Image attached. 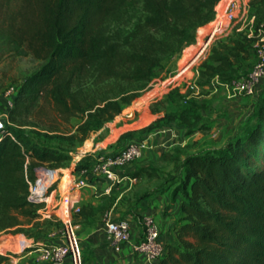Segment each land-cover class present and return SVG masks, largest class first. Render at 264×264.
<instances>
[{"label": "trees", "instance_id": "obj_1", "mask_svg": "<svg viewBox=\"0 0 264 264\" xmlns=\"http://www.w3.org/2000/svg\"><path fill=\"white\" fill-rule=\"evenodd\" d=\"M15 1L14 11L0 17V32L13 51L40 65L16 86L11 106L4 109L8 119L0 136V233L37 242L61 222L41 218L43 204L28 201V182L34 181L36 169L65 168L70 160L69 149L44 145L25 131L24 127L38 126L32 120L41 114L40 102L46 101L65 126L79 119L73 132L55 120L42 130L70 146L81 145L147 89L156 69L195 44L196 32L214 20L221 0ZM247 20L251 35L236 25L210 46L197 69L199 84H230L241 75V62L251 53L255 56L264 0L249 1ZM256 100L245 133L217 152L173 159L178 166L172 194L181 196L182 215L172 228L176 242L164 245L156 264H264V85ZM157 104L174 109L165 110L141 133L172 122L192 133L201 119L203 103L180 88L171 89ZM89 158L80 159L75 170L92 171L98 159L88 167ZM114 200L102 195L101 203L88 213L78 207L72 213L73 224L89 217L96 222L97 214L105 217ZM0 247L3 253H18L24 245ZM9 255L0 254V264L7 263Z\"/></svg>", "mask_w": 264, "mask_h": 264}, {"label": "rangeland", "instance_id": "obj_2", "mask_svg": "<svg viewBox=\"0 0 264 264\" xmlns=\"http://www.w3.org/2000/svg\"><path fill=\"white\" fill-rule=\"evenodd\" d=\"M223 5L224 3H221L220 6L218 5L216 7V10L218 8L222 15L224 13ZM15 8V0H0V17L4 12L6 15H9ZM241 10L240 8L235 12L237 18L234 20L236 21L234 24L251 35V21L247 20V16L240 18ZM214 25L215 23L211 22L201 27L207 29V33L200 42L198 41L197 31L195 44L184 50L179 59L166 61L162 67L156 69L153 80L147 89L142 91L139 97L126 107L120 115L105 124L102 129L92 133L81 145L74 143V145L70 146L68 141L61 139L60 136H54L53 133L42 130V128H45V126H48L49 123L55 120L56 125H60L62 129L66 128L70 132H73L75 125L79 123V119H71L68 125L65 126L57 120L55 112L46 101L42 100L40 102L38 112L41 114L39 118L36 117L37 120L36 118L32 120L38 126L24 127L25 131L33 139L38 140L44 145L57 147L61 150H70V160L66 163L67 166L65 168H44L51 176L50 181H53V184L51 186L48 206L50 216L49 218L43 219L50 220L56 218L61 222V225L60 227L52 225L49 228L50 233L47 237L37 242L28 240L21 234H12L10 232L0 233V245H24L23 250L19 253L12 251H7L3 254L0 253L1 255L10 253L8 262L5 264H41L43 261L40 259L39 252L30 254L31 250H35L34 248H39L43 245H52L60 241L63 232L61 211L56 212L53 207L62 203V199L60 200L61 196L64 194L67 195L68 183L72 179L71 176L85 182H87L86 180L96 179L92 171L86 174L75 170L77 158L90 157V161L88 162V167H90L94 162L93 160L111 157L128 143L140 144L141 142H145L147 148L140 158L122 167L114 168L115 173L119 177L135 178L133 182L124 179L121 183L116 184L122 186L121 188L128 192L127 197L129 196L133 199L134 197H140V191L148 193L149 191H157L163 188H169L170 191L173 190L174 182L172 180L177 177L178 164L177 160H173L176 157L180 160L187 154H195L206 150L217 152L224 147L227 141L247 131L252 119V113L250 115L243 114L240 108L242 105H250L251 103V111H253L257 100L251 99L252 102H250L248 100L249 98H242V94H238L232 90V84L225 87L217 80H214L215 82L209 83L208 85H201L199 84V80L197 81L198 66L207 57L209 47L215 41L224 39L227 35H230L231 30L228 31V29L211 35ZM205 42H207V45L199 57L191 64L189 62H186L187 65L182 64L184 62L183 58L189 49L195 51V49H198ZM255 61L256 57L253 53H251L247 60L242 61V67L238 71L241 75L235 80L246 77L245 73L252 69L251 67L254 66ZM39 65L40 62L34 60L31 56H24L13 51L12 46L0 32V104H3L1 107L2 110L9 107V103H12L16 86L26 76L34 72ZM173 88H180L182 93L189 92L191 96L203 103V109L200 110L201 119L194 131L189 133L184 126L172 122L171 126L163 123L159 127L141 133L140 131L142 129L152 125L165 110L174 109L169 108L165 104H157ZM11 89L13 90L12 93L9 92ZM233 93L243 101L239 106L233 103V100L236 98L232 96ZM153 111L160 112L154 114ZM165 128H170V131L164 132L163 129ZM128 133L131 135L119 141L122 135ZM140 169L143 171L142 175L135 176L134 173L140 171ZM69 171L72 172L70 173ZM63 173L66 174L65 177L68 179H62ZM131 203L132 201L127 207L123 205L118 206L112 213L114 219H122L125 217L128 208L132 205ZM30 246L32 247L30 250L24 251Z\"/></svg>", "mask_w": 264, "mask_h": 264}, {"label": "built area", "instance_id": "obj_3", "mask_svg": "<svg viewBox=\"0 0 264 264\" xmlns=\"http://www.w3.org/2000/svg\"><path fill=\"white\" fill-rule=\"evenodd\" d=\"M224 3L223 15L220 17V12L216 10L215 18L212 21L217 26V31H224L226 29L231 30L236 25L234 21L237 16L235 12L238 9L241 10L240 18L247 16L248 0H221L219 5ZM220 19L218 20V18ZM264 31V21L260 26L257 33V42L255 44V64L250 73L241 79L234 80L230 84L233 85L232 90L238 94L252 96L255 93L257 85L264 77V39L259 37ZM215 32V33H216ZM211 33V35L215 34ZM211 37V36H210ZM204 48L207 42L203 43ZM210 48V47H209ZM204 50V49H203ZM202 54V53H201ZM164 83V82H163ZM162 83V84H163ZM230 84H221L228 87ZM10 93L13 92L11 89ZM11 104L9 103V107ZM8 119L7 112L5 110L0 111V136L5 132V123ZM9 136H11L9 134ZM12 137V136H11ZM147 148L143 143H128L124 148L117 151L111 157L99 158L98 162L92 165V173L95 176H103L111 182H120L124 179L133 182L135 178L119 177L115 171V167H122L129 162H132L142 156V153ZM80 158H77V162ZM70 173L72 171H69ZM65 173L62 174V179L65 177ZM69 180L67 195L62 199V203L55 205V211H61V221L63 232L61 239L58 243L41 246L37 248L40 254V259L47 264H83V255L80 249L78 239L76 236V226L72 222V213L77 212L71 207L72 193L79 191L85 187L86 182L83 180H77L74 176ZM51 176L44 168H38L35 170V179L29 184L28 201L35 204H43V207L38 211L41 218H49L50 210L49 199L51 195V186L53 181ZM143 226L142 238L132 245L135 252L142 254L150 264H156L159 259L164 255V244L160 240V231L151 217H143L141 219ZM104 225L108 237L112 240L115 248H119L121 245L130 241V227L129 223L124 219H114L109 215L104 218Z\"/></svg>", "mask_w": 264, "mask_h": 264}, {"label": "crops", "instance_id": "obj_4", "mask_svg": "<svg viewBox=\"0 0 264 264\" xmlns=\"http://www.w3.org/2000/svg\"><path fill=\"white\" fill-rule=\"evenodd\" d=\"M259 37L264 39V31ZM183 63L184 62H182V64ZM263 85L264 77L257 85L254 95H242V98H249L248 100H250V102H252L251 99H257L258 90H260ZM232 96L236 97L233 103H236L238 106L243 102L235 93H233ZM240 109H242L243 114L250 115L252 113L251 103L250 105H242ZM171 124L172 123L168 124V126H171ZM163 131H170V128H165ZM141 143L145 144V142ZM65 179L68 178L64 177L63 180ZM122 181L113 183L103 176H96V179L88 180L85 187L81 190L72 193V209L75 210L80 206H84L87 213L101 203L102 195H112L115 197V200L107 212V215L112 218H114L112 214L113 207L116 206L117 208L122 205L127 207L132 201V205L128 208L127 214L122 218L129 223L130 241L121 245L118 249L115 248L112 240L106 233L104 225L105 217H101L97 214L95 219L96 222L91 223L92 217H89L87 220L80 219L79 222L75 224L76 236L84 257L83 264H150L142 254L135 252L132 248V245L138 242L143 236V227L141 225V219L143 217H151L154 219L160 231V240L165 246L168 243L176 242L172 228L182 215L180 213L181 196H174L172 190L162 193L149 191L146 196H142L143 191H140V201L137 202V199L126 196L128 192L122 189V186L116 185ZM64 196L65 194L60 197V200L63 199ZM36 252H38L37 249L31 250L30 254ZM0 253L3 254L1 247ZM41 264L47 263L42 262Z\"/></svg>", "mask_w": 264, "mask_h": 264}, {"label": "bare ground", "instance_id": "obj_5", "mask_svg": "<svg viewBox=\"0 0 264 264\" xmlns=\"http://www.w3.org/2000/svg\"><path fill=\"white\" fill-rule=\"evenodd\" d=\"M219 14H220V17H222L221 12ZM217 26L218 25L215 24L213 26V29L211 32L215 33L217 31ZM206 33H207V29H205V28L199 29V31H198V41L199 42L202 40V38L205 36ZM203 49H204V44H202L198 49H195V51L193 49H190L187 52V54L184 56L185 58H183V59H185V60H183L184 64H186V62L187 63L189 62L191 64L197 57H199L201 55V53L203 52Z\"/></svg>", "mask_w": 264, "mask_h": 264}]
</instances>
